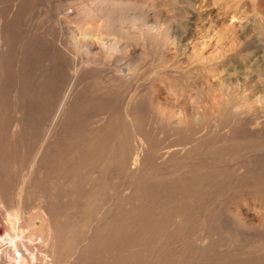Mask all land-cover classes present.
<instances>
[{
  "label": "rangeland",
  "instance_id": "obj_1",
  "mask_svg": "<svg viewBox=\"0 0 264 264\" xmlns=\"http://www.w3.org/2000/svg\"><path fill=\"white\" fill-rule=\"evenodd\" d=\"M0 7H3L0 8V11L6 30L2 43L6 44L5 49L8 50V56L4 59L6 73L8 72V74L5 71L2 72L4 74L2 78L8 79H0L2 80L0 81V143L3 142V144H0L2 149H0V156L11 163L1 161L0 157V164L6 162L4 165L7 164L8 168L11 167L9 170L13 171V185L18 180L16 178H19L20 172L18 170L22 171L23 160L28 163L45 132V125L50 121L48 118H51L55 112L56 98L59 97L58 95L64 89V86L68 84L67 82L72 76L71 68L73 64H81V59L93 60L100 57L99 61L106 60L104 61L105 64L101 62L100 64L103 63L101 66H95L94 64L86 66L85 70L83 69L81 74L79 73V84L77 83L73 91L76 92V96H78V93H85L79 95L82 101H75L77 98L75 97L68 103L65 111L67 115L64 113L66 116H63L64 119H61L59 125L60 130L58 132H62L53 139L52 146L56 147H52V150L62 153L68 152L67 147L73 144V141L74 143L81 142V133L90 130L92 124H97L93 118L97 117L98 119V117H101L102 119L104 116L108 117L118 113L123 115L129 93L138 89L137 92L143 95L139 97L138 101L140 103L137 101L139 107L137 106L135 112L142 113L138 117L146 116L145 120L148 121L146 124L149 125H142L141 127L147 132L148 145L149 147L158 146L162 148L159 157L163 158L159 162L158 154L154 157L150 168L144 172L145 175L143 174L145 177H149V179L144 177L146 180L150 181L154 177L155 180L163 179L164 176L168 178L175 173H181V169L186 166L188 168L186 167L187 170L186 168L183 169V172H187L193 167L196 168L197 164L207 165L212 169L216 167L217 169H230L231 166L233 168L235 165H239V169L234 167L236 171L231 170L234 172L227 169L232 178L235 179L233 183L231 182L232 185L225 186L222 184L226 189L222 188V185L219 186V191L222 188L221 193L218 192L209 202L213 206L209 205V207L203 208V206H206L203 201L199 200L196 203L197 206L203 204H201L202 208L198 206V209L201 208L202 211H199L202 213L205 211L204 213L207 215L205 224L213 229L215 240L214 237L209 236L210 240L207 238L203 244L194 243L190 238L186 242L188 247L191 246L192 248V250L189 248V254L195 249V246L199 247L200 244V247H196L194 251H198L200 254L202 252L201 256L205 254L203 255L204 258L198 256V254L194 255L193 251L190 258L187 257L185 261L178 264H192V262L193 264H264V244H261V242H264V176H262L260 183L251 185L248 182L250 173H246V170L252 169L251 166L253 165L257 172L262 171V175L264 173V123L259 125L264 119V0H0ZM68 35L71 36L68 38ZM72 36H76L75 42V39H71ZM116 40H118L117 43L119 42L118 45L114 43ZM77 41L78 44L76 45ZM108 41L112 42L113 46L116 45V48ZM109 47H112V49ZM126 60L128 61L126 62ZM162 64L164 65L162 66ZM122 65L130 66L134 70L136 68L135 75L132 76L134 78L124 82V85L121 84L122 87L116 83L110 85V91H108L110 93L106 95L105 91L101 90V87L104 86L103 83H106L105 81L108 79L106 77L114 74L117 68H121ZM58 66L59 69H57ZM169 70L171 74L167 72ZM7 75L8 77H6ZM147 75H150V78ZM25 76H28L27 79H25ZM83 81L84 83H82ZM85 88H87L86 91ZM52 89L53 91H51ZM143 92L148 96L145 97ZM238 93L239 97L243 99V110L238 114L231 111L228 116L223 109L232 97L230 94L238 96ZM143 96L148 98L146 99L148 102H145L148 104H143L145 109L141 112L142 108L140 106L145 101ZM103 97H106L109 102L107 100L103 101ZM82 98H87L86 101L90 98L92 102H95V100L98 102L91 103L88 100L83 105L81 104L83 102ZM102 101H107V103L105 104ZM119 102H121V105H119ZM87 103L93 104L92 107H90L91 104L87 105ZM109 103L111 104L109 105ZM69 104L73 106L71 107ZM79 106L84 108V114L77 112ZM144 106L148 107V110ZM80 107L79 109H82ZM105 108L110 111L108 110V112ZM116 108L118 113H115ZM139 108L140 111H138ZM79 109L78 111H80ZM26 110L28 115L24 116ZM95 113L98 115H95ZM164 113H168V116ZM69 114L70 116H68ZM74 114L80 115L77 117ZM163 114L166 116V118L163 116L164 120L162 118ZM82 116L84 118L90 116L88 119L89 121L91 119V121L86 122V119H83ZM82 119L83 122L81 123ZM66 122L68 124H65ZM64 124L67 126H64ZM71 125L73 126L70 128ZM61 126H63V129H61ZM143 128H141L142 132H144ZM149 128L154 131L155 135ZM161 135L163 136L161 137ZM3 138H5L4 141ZM232 138H237L240 141V149H232ZM32 139H34V142ZM184 141H186V144L183 145ZM176 142L178 146L174 145ZM192 142H198L199 145L194 151L190 154H186L187 152L184 151L183 153L180 152L183 148L187 150L193 144ZM167 145L169 146L167 147ZM6 148L7 150H5ZM19 150L21 151L17 152ZM227 151L230 152L228 155L225 154ZM231 152L232 157L229 158ZM220 155L223 156V159L218 160V162L217 157ZM176 156L180 158H176ZM165 157H168V159ZM244 163L247 164V169L246 166L244 167ZM182 164L184 166H181ZM155 167L159 168L158 171L155 170ZM175 167L177 168L175 169ZM171 169L179 172H171ZM111 171L109 174L113 178L109 176V171H107L109 177L106 175L105 178L108 177V182L105 180V183L107 187L112 184L113 188L109 186L108 189L115 190L114 192L119 195L118 197L123 198L126 193L118 189H124L122 185L124 186V182L129 180V174L126 173L125 169L122 172L125 171L123 174L128 175L122 174L114 178L113 174L116 173ZM237 172H239L238 176ZM261 174L259 173L260 177ZM240 179L241 181L242 179L246 180L247 185L241 184ZM111 180L113 183L110 182ZM237 180L238 184L234 182ZM118 181H122V188L119 187ZM210 190L211 188L200 189L201 194L198 192L197 196L203 200L205 194L212 192ZM9 195H7L8 199L6 197L3 199V203L0 201V264L3 261V264H28L32 256L31 253L35 250L34 244L37 238L32 239L29 234H23L25 235L24 238L17 227L11 223L12 219L7 220L15 212L14 195L13 193ZM29 201L25 203H30L33 207H29L30 205L25 206L26 215L38 210L37 204H33L36 203L33 202L35 200L32 201L33 203L31 200ZM140 203L137 202L135 205L138 206L137 204ZM199 223L200 221L192 223L191 228L194 229L195 227L196 230L194 229V231H197V228L201 226ZM10 226H12V229ZM231 233L233 236H231ZM231 237L235 238H233L236 240L235 243H233L234 240L232 241ZM12 242L24 253H27L29 258L14 257L10 252V247L13 246ZM210 245L213 251L210 249ZM169 246H174L173 250H175V245L169 244ZM206 246L209 248H206ZM165 250L163 254L171 252L172 249ZM193 256H195V259ZM205 256H209L208 259ZM203 259L207 261L204 262Z\"/></svg>",
  "mask_w": 264,
  "mask_h": 264
},
{
  "label": "bare ground",
  "instance_id": "obj_2",
  "mask_svg": "<svg viewBox=\"0 0 264 264\" xmlns=\"http://www.w3.org/2000/svg\"><path fill=\"white\" fill-rule=\"evenodd\" d=\"M0 8L2 9L3 7H0ZM77 8H78V6H77ZM1 16L2 15H1V11H0V48L2 49V50L0 49L1 50V52H0V79L7 80L8 78H6V77H8V75L5 77L6 79L2 78V76L4 75V74H2V72L5 71V73H6V68H5L6 63L4 64V59L6 58V56H8L7 55L8 50L5 49L6 44L2 43L3 38L6 34V30H5ZM65 32H66V30H65ZM105 32H103V33H105ZM69 34H70V32H69ZM106 34L108 35V32ZM104 35H103V37H104ZM70 36L71 35H68V38ZM75 37L76 36H74V37L72 36V38H71L73 40L75 39L74 42L76 41ZM113 37H115V36H113ZM66 38H67V36H66ZM105 38H107V37H105ZM116 38L118 39V37H116ZM9 39H11V38H9ZM67 40H69V39H67ZM77 40H78V37H77ZM119 40H121V39H119ZM78 41H77L76 45L78 44ZM110 41H112V40L110 39ZM110 41H108V42H110ZM117 41L118 40H116V42L114 41V43H117ZM70 42H71V40H70ZM110 43H112V42H110ZM118 43H117V45H118ZM96 44H98V43H96ZM107 44H109V43H107ZM8 45L10 46V44H8ZM73 45H75V44H73ZM109 45H111V44H109ZM112 46H113V43H112ZM115 46H113V47H115ZM115 48H113V49H115ZM122 48H123V46H122ZM110 49H112V47ZM105 50H106V48H105ZM119 51H121V50H119ZM106 53H107V51H106ZM79 56H81V55H79ZM100 56H101V54H100ZM97 58H95L93 60L87 59V58L85 60L81 59L82 60L81 64L80 63H78L79 65L76 63L73 64V66L71 68L72 76L69 79V81L67 82L68 84L66 86H64V89H62L60 91V93L58 95L59 97L58 98L55 97L57 99L56 100L57 103L55 101H53L56 103L55 112L53 113V115L51 114L52 117L51 118L49 117L50 119L48 118V120H50V121L48 124L45 125V129H44L45 132H44L41 140L39 141L38 146L36 145L37 148L35 149L34 153H32L31 157L29 156L30 159H29L28 163L24 162V160H23V162L21 161L23 163L24 167L22 168V166H23L22 165L21 166L22 171L18 170L20 173L18 172L19 178H16L17 176L15 177L16 180L18 179L17 182L15 183V185H13L14 184L13 174H12L13 171L9 170L11 167L8 168L7 164L4 165L6 162L5 163L3 162L4 164H0V201H1V203H3L2 202L3 199L5 197H6V199H8L7 195L8 194L11 195V193H13L14 201H15V203H14V207H15L14 214L9 216L8 219H7V216L5 214L4 215L6 216L7 220L12 219L11 223L17 227V230L20 231L19 233H22V235L23 234H29L30 237L32 236L31 237L32 239L37 238V241L34 244L35 250L31 253L32 256H31L28 264H178V263H182L183 261H185V259L187 257L190 258V256H192V252L196 249V247H198V246H195V249L190 253L191 254L190 255L188 251L190 249L192 250V248H191V246L188 247V244L186 242L187 239L190 238V239H192V241H194V243L197 242V243L203 244L207 238L210 240L209 236H212V238L214 237L213 232H212L213 229L211 227H207V224H205V222H206L205 219L207 217V215L204 213L205 211L203 212L204 214L202 212H200V211H202L201 210V208H202L201 204L202 203L200 202L201 204L200 205L198 204L199 207L201 206L200 209H198V206L196 205V203L200 200V201H203L204 204L206 205V206H203V208L209 207V205H210L209 202L211 201V198L214 195H217L218 192L221 193L220 191L226 185H232L233 180L235 178L234 179L232 178L229 170L230 171L231 170L236 171L235 168L237 167L239 169V167H238L239 165H235L234 166L235 168L234 167L231 168L232 167L231 166L230 169L229 168L217 169L216 166H215L216 168L213 167L214 169H212V167H207V165L197 164L198 166L196 165L197 166L196 168L193 167V169L191 168L187 172H185V171L183 172V169H185L187 167L186 166L183 169L179 168L182 170V172L179 174L175 173V174L169 176L168 178H167V176H164L163 179L158 177L159 181L155 180V177L153 179L150 178L151 180L149 181L148 180L149 177L146 176V177H148V179H147L148 181H147L145 179L146 177L144 176L146 173H144V172H146V170L150 168L151 163H153L151 161L154 159V157L157 156V154H158L157 157L160 158L159 162L162 161L163 158L159 157V152L162 148H159L158 146L157 147L156 146L149 147V145H148L149 140H148L147 132L145 131V129L143 127H141L142 125L143 126L149 125V124H146V122H148L147 120H145L146 116L138 117V115H141L142 113L140 114V112H139V114H138V112H135V110L138 106L137 103L139 102L138 101L139 97H140V95H143V94L137 92L138 89L136 91L135 90L131 91L128 95V98L127 99L125 98L127 101L125 104V112L123 115L119 114L117 112V108H116L115 113H118L117 115L112 114L111 116H108V117L104 116V117H102L103 120L101 119V117H98V119H97V117L93 118L97 124H92L91 126L89 125L91 127V128L89 127L90 130L87 129L88 131L81 133V137H80L81 142H75L74 143V141H73V144H70V146L68 145L69 147H67L68 152L65 151L62 153L60 151L55 152L54 150H52L53 139L55 137H57L58 134H60L62 132V131L58 132V130H60L59 125H60L61 119H64L63 116L67 115L65 111H66V108L68 106V103L71 100H73L75 97H77L75 99V101L79 100L78 102H80V100H81L80 96L85 93L83 91L84 93H82V94L78 93L77 94L78 96H76L75 95L76 92L73 91V90H75L74 88L77 85V83L79 84L78 80L80 79V74H81L82 70L86 66H90L93 64L95 66L96 65L101 66L103 63L105 64L104 61H106V60H104V58H103L104 61H101V60L99 61L100 57H97ZM127 61L128 60H126V62ZM76 62H77V60H76ZM101 62H103V63L100 64ZM107 62H109V61H107ZM123 62H125V61H123ZM107 64H109V63H107ZM164 64H162V66ZM128 65H131V64H128ZM116 66H117V64H116ZM119 66H121V65H119ZM57 69H59V66ZM156 69H159V68H156ZM114 70H115V68H114ZM114 70H113V72H114ZM135 70H136V68H135ZM135 70L132 67L130 68V66L128 67L126 65L125 66L122 65L121 68H119V69L117 68V70L115 71L114 74H112V75L110 74V76L106 77L108 79L107 80L105 79L106 81L104 80L106 83H103L104 86L101 87V90L105 91L106 95L109 94L110 92H108V91H110V85L116 83L117 85L119 84V86H121V84L129 81L132 78V76L135 75L134 74ZM7 71H8V69H7ZM56 72H58V71H56ZM167 72L170 73L171 71L169 70ZM48 73H50V72H48ZM160 73H162V72H160ZM6 74H8V72ZM78 75H79V77H78ZM11 76H10V78H11ZM91 76H92V74H91ZM141 76H139V77H141ZM27 77L25 79H27ZM145 77H146V75H145ZM148 77H147V79H148ZM14 78H15V76H14ZM54 78H55V76H54ZM43 79H44V77H43ZM141 79H143V78H141ZM2 80H0V81H2ZM80 81H82V80H80ZM101 81H102V79L100 80V82ZM82 83H84V81ZM134 83H138V82H134ZM22 84H24V83H22ZM100 85H101V83H100ZM82 86H83V84H82ZM9 87H11V86H9ZM261 88H263V87H261ZM86 89L87 88H85V91H86ZM46 90H45V92H46ZM15 91H16V89H15ZM51 91H53V89ZM142 91H143V89H142ZM236 91H237V89H236ZM56 93H58V92H56ZM146 95L148 96V94H145V97H146ZM230 95L232 97L228 101V104L226 105V107L223 109V111H225L228 116H229V113L231 111L238 114V113L242 112V110H243V101H242L243 99H241L242 97L241 98L239 97V93H238V96L232 95V94H230ZM49 96H50V94H49ZM51 97H53V96H51ZM149 98H150V96H149ZM85 99H87V98H85ZM85 99H83V102L81 104L84 105L86 102H88V100H90V98H88L87 101ZM141 99H142V97H141ZM143 99L145 101H144V103H142V101H141V103H142V105L140 106V108H142L141 112H142V110L145 109V108H143V104H145V105L148 104V103H145V102H148L146 100L148 98H144V96H143ZM25 100H27V99H25ZM104 100H107L106 97H103V101ZM107 101L109 102V100H107ZM107 101L103 102V103L106 104ZM95 102H98V101L95 100ZM95 102L91 101V103H95ZM73 103H71V104H73ZM91 103H87V105L88 104L90 105ZM97 104H99V103H97ZM110 104L111 103H109V105ZM92 105L93 104H91L90 107H92ZM119 105H121V102H119ZM69 106L72 107L73 105L69 104ZM27 107H28V105H27ZM79 107H78V109H79ZM144 107H146V106H144ZM45 108H47V107H45ZM80 108H82V107H80ZM108 108H109V106H108ZM140 108L138 109V111H140ZM146 108L148 110V107H146ZM8 109H9V107H8ZM78 109H77L78 113L84 114V112H83L84 108L79 109L80 111H78ZM91 109H90V111H92ZM94 109H95V107H94ZM81 110H82V112H81ZM106 110L108 111L109 109H106ZM106 110H104V111H106ZM88 111H89V109H88ZM28 113H29V110H28ZM64 113L66 115H64ZM143 113H144V111H143ZM5 114H6V112H5ZM21 114H22V112H21ZM21 114H19V115H21ZM23 114H24V111H23ZM23 114H22V116H23ZM26 114H27V110H26L24 116L28 115V114L27 115ZM164 114L166 116H168L167 115L168 113L167 114L164 113ZM164 114L162 115V118H163V116L166 118V116ZM74 115H76V114H74ZM95 115H98V114L95 113ZM149 115H147V116H149ZM48 116H49V114H48ZM68 116H70V114ZM68 116H67V118H68ZM152 116H151V119H152ZM10 117H12V116H10ZM86 117H87V115H86ZM82 118L86 119V122L89 121L88 118H84L83 116H82ZM169 118H171V117H169ZM83 119H82V121L81 120H78V121H81V123H82ZM22 120H23V118H22ZM163 120H164V118H163ZM67 121L69 122V120H67ZM90 121H91V119H90ZM155 122H157V121H155ZM171 122H173V121H171ZM18 123H19V121H18ZM81 123H80V125H81ZM262 123H264V119L261 121V124H259V125H262ZM65 124H68V123L66 122ZM65 124H64V126H67ZM69 124H70V122H69ZM84 124H85V122H84ZM174 124H175V122H174ZM72 126L73 125H71L70 128ZM153 126H155V125L153 124ZM61 127H62L61 129H63V126H61ZM66 128H68V127H66ZM141 128L144 129V132L141 131L142 130ZM149 129L151 130V128H149ZM254 130H252V131L254 132ZM152 131L153 130H151V132ZM66 132H68V130H66ZM61 135H63V134H61ZM153 135H155L154 131H153ZM163 135H161V137ZM33 137H35V136H33ZM194 137H192V138H194ZM190 138H191V136H190ZM4 139L5 138H3V141H4ZM11 139H12V137H11ZM33 140L34 139H32V141ZM191 141H194V140H191ZM191 141H189V142H191ZM182 142H183V140H182ZM182 142H180V143H182ZM185 142L186 141H184L183 145L186 144ZM195 142L194 143L192 142L193 144L191 143L192 145L190 147H188L187 150L183 148L184 150L182 149V151L180 150V152L183 153V151H184V152H187L186 154H190L192 151H194L196 149V147L198 145L197 144L198 142L197 143H195ZM231 142H233L232 143V145H233L232 149H234V150L240 149L239 147H241V143L237 138H232ZM1 143L3 144L2 141H1ZM167 143H168V141H167ZM14 144H16V143H14ZM35 144H37V142H35ZM210 144H208V145H210ZM11 145H12V143H11ZM174 145L178 146L177 142ZM205 145H207V144H205ZM58 146H59V144H58ZM168 146L169 145H167V147ZM54 147H56V146H54ZM5 150H7V148ZM5 150H4V152H6ZM234 150H233V152H234ZM9 151H7V152H9ZM20 151L21 150H19L17 152H20ZM223 151H225V150H223ZM12 152H14V150H12ZM228 153H230V152L227 151V153H225V154L228 155ZM222 155L217 157V161L223 159ZM12 156H14V154H12ZM167 156L169 157V155H167ZM177 156H176V158H180ZM2 157H1V161L4 160V159H2ZM7 157H9V156H7ZM168 157L167 158L165 157V158L168 159ZM230 157H232V152H231V156H229V158ZM169 158H172V157H169ZM4 161H7V163L9 162L7 159ZM165 161H167V160H165ZM236 162H238V161H236ZM257 163L259 164V162H257ZM154 164H156V163L154 162ZM183 164L181 166H184ZM185 164H187V163H185ZM244 164H242V165H244ZM12 165H10V166H12ZM17 165H18V162H17ZM221 165H219V166L225 167L224 165H222V166ZM252 165H253V163H252ZM154 166H153V168H154ZM245 166L247 169V164H245L244 167ZM248 166H250V165L248 164ZM251 167H252V169L246 170L247 174L250 173V177H249L250 180H248V182L251 185L252 184H258L262 181L261 179H262V176H264V173L262 175L261 174L262 171L257 172L256 168H254V165ZM155 168H156L155 170L158 171L159 168H157V167H155ZM176 168L177 167H175V169ZM187 168H186V170H187ZM125 169H126V173L128 172V174H129V180L127 182H124L125 183L124 186L121 183L122 181L121 182L118 181L119 183H121V184L118 183L119 187H121V185H122V187H124V189L121 187L122 189H118V190H123L126 193L123 198H120V197H118L119 195H117L116 192H114L115 190L112 191V190L108 189L109 186H111L112 184L107 187L105 180L107 181V178L110 176V174H109L110 170H112L111 172L114 171V173H116V174H113L114 178H116L115 176H121L123 174V172H125V171L122 172V170H125ZM172 169L170 170L171 172L173 171ZM227 169H229V170H227ZM14 170H15V167H14ZM155 170H154V172H155ZM107 171H109L108 172L109 176L107 175ZM120 171H121V173H119ZM175 171H177V170H175ZM175 171H173V172H175ZM234 171H231V172H234ZM177 172H179V171H177ZM118 173H119V175H118ZM188 173H190V174H188ZM259 173L261 174V177H260ZM16 174H17V172H16ZM128 174H123V175H128ZM152 174H153V172H152ZM158 174H159V172H158ZM238 174H239V172H237V176H238ZM106 175L108 176L107 178H105ZM187 176H190V177H187ZM79 177H80V179H79ZM110 177L113 178V176H110ZM77 178L79 181L77 180ZM145 180H146V183L144 182ZM240 181H241V179H240ZM110 182H112V180ZM234 182L237 183L238 180L234 181ZM222 184H224L225 186H223ZM241 184L247 185L246 180L242 179ZM221 185L223 187L219 191V188H220L219 186H221ZM203 188H205V189L211 188L210 191H212V192H210L209 194H205V196L202 198L203 200H201L200 199L201 197L199 198L197 195H198V192H200V194H201L200 189L203 190ZM214 188H215V190L213 191ZM224 189H226V188H224ZM32 199L35 201H33ZM29 200H31V202L32 201L36 202V203H33V202L32 203L37 204L38 210L34 213H30V214L26 215L25 214V206L30 205V203L27 204L28 203L27 201H29ZM25 202H27V203H25ZM137 202H141V203L137 204L138 206H136L135 203H137ZM211 205H212V203H211ZM29 207H33L32 204ZM204 210H206V209H204ZM26 211H27V209H26ZM112 212H114V213L112 214ZM208 212H209V210H208ZM199 221H200L199 224L201 226L199 228H197V231H194V229L196 230V228L194 226H193L194 229L191 228L192 223L199 222ZM193 225H195V224H193ZM11 227L12 226H10V228ZM14 229H15V227H14ZM23 236L25 238V235H23ZM231 236H233L232 233H231ZM233 238L231 239L232 241L235 239V238L234 239ZM214 240H215V237H214ZM235 241L236 240H234L233 243H235ZM171 242H173V243H171ZM245 242H247V241H245ZM11 244L13 246L11 245L12 248L10 247V250H11L10 252L12 253V255L14 257H16V258H21V257L27 258L28 257V254L24 253L18 246H16L15 243L12 242ZM169 244L175 245V248H174L175 250H173L174 246L173 247L169 246ZM200 244H199V247H200ZM227 244H228V242H227ZM261 244H264V242L263 243L261 242ZM212 246H214V245L212 244ZM209 247L211 249V245ZM209 247L206 246V248H209ZM231 247H233V246H231ZM169 248L172 249L171 252H169L167 254L166 253L163 254V252L166 251L165 249H169ZM193 248H194V246H193ZM212 251H210V252H212ZM195 252H196V254H195ZM193 253H194V255L198 254V256L199 255L201 256V254H202V252L200 254V253H198V251H194ZM203 255H205V254H203ZM194 257L195 256H193V258ZM208 257L209 256H207L206 258L208 259ZM202 258H204V256ZM192 259H189V260H192ZM151 260L153 261V263H151L152 262ZM154 261H155V263H154ZM203 261H204V259H203ZM206 261L207 260H205L204 262H206ZM3 262H2V264H3ZM250 262H252V261H250ZM192 264H193V262H192ZM234 264H237V263H234Z\"/></svg>",
  "mask_w": 264,
  "mask_h": 264
}]
</instances>
